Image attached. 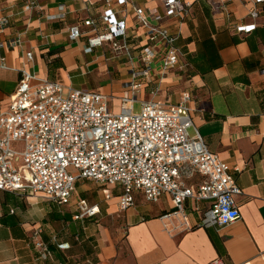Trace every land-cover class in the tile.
Instances as JSON below:
<instances>
[{
	"label": "crops",
	"instance_id": "1",
	"mask_svg": "<svg viewBox=\"0 0 264 264\" xmlns=\"http://www.w3.org/2000/svg\"><path fill=\"white\" fill-rule=\"evenodd\" d=\"M193 1L184 20L166 22L179 34L180 64L162 78L154 94L148 82L132 89V70L137 65L115 56L109 43L89 46L88 39L95 34L92 22L101 21L104 0H37L34 7L28 0H0V20H9L0 26V42L6 44L0 57H6L7 65L0 66V113L9 107L23 71L38 81L54 80L111 96L116 112L123 97L177 104L189 91L194 125L209 148L240 168L236 177L243 190L238 198L241 217L225 226L205 227L189 202L192 227L179 226L177 220L167 226L163 214L174 207L170 195L154 202L157 205L144 206L137 195L148 201L138 193L135 206L120 210V192L102 186L105 205L88 199L100 205V212L75 220L73 204H59L39 194L0 191V264H208L218 258L225 264H264V9L253 20L252 0ZM63 2L66 18L49 20L47 15L57 13ZM133 3L155 12L164 10L162 0ZM129 10L131 33L142 45L145 28L136 23L133 6ZM242 21H256L258 27L250 33L236 32L234 25ZM73 25L82 32L77 40L70 38ZM114 64L126 74L124 78L113 74ZM81 181L72 202L81 197L77 191ZM67 214L71 219H64ZM38 228L50 245L48 256L33 244ZM79 231L81 249L71 238L79 240ZM57 242H69L71 247L60 249Z\"/></svg>",
	"mask_w": 264,
	"mask_h": 264
},
{
	"label": "built area",
	"instance_id": "2",
	"mask_svg": "<svg viewBox=\"0 0 264 264\" xmlns=\"http://www.w3.org/2000/svg\"><path fill=\"white\" fill-rule=\"evenodd\" d=\"M162 1L163 12H155L135 6L133 0H104L101 21L92 22L91 48L107 42L115 56L137 65L130 83L134 91L148 82L156 94L162 78L180 64L179 34L166 22L184 20L194 1ZM252 2L249 16L258 20L264 0ZM28 3L34 7L37 0ZM129 6H133L136 23L145 28L142 45L131 33ZM227 15L231 16L229 10ZM66 16L63 2L47 18L62 20ZM8 23L7 18L0 20L1 27ZM257 27L256 21H242L234 30L250 33ZM81 35L79 26H71V40ZM5 46L0 42V48ZM27 56L31 58L32 52ZM0 66H7L6 57H0ZM191 99V92L185 91L177 104L140 100L141 110L135 112L137 96L123 97L116 112L111 96L54 80L38 81L34 74L23 71L9 107L0 113V191L39 194L59 204H73V218L79 220L100 212V205L86 198L72 202L76 184L83 179L120 187V210L135 206L138 193L152 203L170 195L174 207L163 214L167 226L177 220L179 226L192 227L189 202L201 214L200 225L231 224L241 217L238 198L243 190L236 177L240 168L230 166L209 148L194 125ZM192 127L193 136L189 134ZM42 232L41 228L34 231L33 244L48 256L50 245L41 238ZM57 246L71 247L69 242H57ZM208 264L225 263L218 258Z\"/></svg>",
	"mask_w": 264,
	"mask_h": 264
},
{
	"label": "rangeland",
	"instance_id": "3",
	"mask_svg": "<svg viewBox=\"0 0 264 264\" xmlns=\"http://www.w3.org/2000/svg\"><path fill=\"white\" fill-rule=\"evenodd\" d=\"M101 54L100 52H97V54ZM113 74L116 76L117 79H120V78H124L126 76L125 73H122L118 66L116 64H114V70H113ZM141 110V102L140 101H136L134 103V111L135 112H139ZM189 134L191 136H193L194 134V130L193 128H190L189 129ZM103 188L102 186H100L98 183L96 182H90V181H86V180H83L81 181L79 184H78V194L81 196V197H86L87 199H89L90 201H95V202H99L101 205H105V202H104V199H103ZM110 189L112 190V192L114 194H118L120 192V187L116 188V186L114 187L113 185L111 186L110 185ZM139 198V199H138ZM137 201L139 204H143L144 206L145 205H150V206H153V205H157L158 203H152V202H145L141 197H139V195H137ZM109 205H111V202H109ZM68 208V207H67ZM70 208V207H69ZM68 208V209H69ZM66 209V208H65ZM86 223V222H85ZM82 232V231H81ZM79 231V240H75L74 237H71L72 240L74 241V245H78L80 243V245H78L81 249V246L83 244L82 242V239H83V235Z\"/></svg>",
	"mask_w": 264,
	"mask_h": 264
},
{
	"label": "trees",
	"instance_id": "4",
	"mask_svg": "<svg viewBox=\"0 0 264 264\" xmlns=\"http://www.w3.org/2000/svg\"><path fill=\"white\" fill-rule=\"evenodd\" d=\"M53 53H54V51L51 52V54H53ZM52 216L55 217L54 214H52ZM64 219H65V220H69V219H71V215H70V214H67V215L64 217Z\"/></svg>",
	"mask_w": 264,
	"mask_h": 264
}]
</instances>
